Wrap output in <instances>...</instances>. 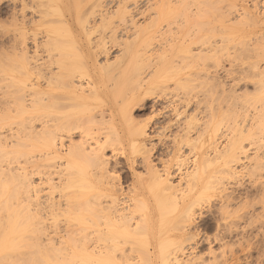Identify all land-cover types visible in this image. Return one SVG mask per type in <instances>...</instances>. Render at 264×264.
<instances>
[{"label": "bare ground", "instance_id": "obj_1", "mask_svg": "<svg viewBox=\"0 0 264 264\" xmlns=\"http://www.w3.org/2000/svg\"><path fill=\"white\" fill-rule=\"evenodd\" d=\"M47 1L9 0L0 264H237L225 240L264 217L262 172L263 215L237 188L242 170L264 171L244 145L264 132V0H55L57 21ZM145 99L158 126L130 113ZM151 130L173 134L174 159L192 142L189 166L156 165ZM121 156L144 171L126 189L111 172ZM212 208L215 233L198 238Z\"/></svg>", "mask_w": 264, "mask_h": 264}, {"label": "rangeland", "instance_id": "obj_2", "mask_svg": "<svg viewBox=\"0 0 264 264\" xmlns=\"http://www.w3.org/2000/svg\"><path fill=\"white\" fill-rule=\"evenodd\" d=\"M34 1H36V0H34ZM43 1H47V0H43ZM49 1H51V3H53V6H52V11H53V13H51V16L52 17H50V18H54L53 20L54 21H57V19H59V16H56V15H60L58 12H57V14H55L56 13V9H58V10H60L61 9V7L62 6H60V4H59V2L57 1V2H55V0L53 1V0H49ZM38 2V1H37ZM40 2V1H39ZM48 2V1H47ZM44 3V2H43ZM57 3V4H56ZM7 4V5H6ZM59 4V5H58ZM62 4V3H61ZM60 7V8H59ZM56 8V9H55ZM29 11V10H28ZM26 14H28L29 15V13L27 12ZM52 14H54V15H52ZM12 15V16H11ZM16 17H18L17 15H16ZM56 17H57V19H56ZM10 18H11V20H10ZM16 18L15 17H13V14H12V11H11V6L9 5V0H0V77L4 74L2 71L3 70H5L7 67H8V63H7V61L8 60H10V58L11 57H13L12 56V52H10V50H9V48H10V46L12 45V35L15 33L14 32V28H15V24H17L16 22L14 23V25H13V21H18L19 19L17 18L16 20H15ZM13 20V21H12ZM259 20H261V21H259ZM258 21H259V23L261 24H257V28H256V31H258V32H261V33H263V35H264V19H260V18H258ZM12 25H13V27H12ZM260 25V26H259ZM13 29V30H12ZM259 29H261L260 31H259ZM11 32H14L13 34H11ZM12 37V38H11ZM11 41H10V40ZM10 42V43H9ZM11 49V48H10ZM12 50V49H11ZM31 51V50H30ZM10 53H11V57L10 58H8L7 57V55H10ZM116 54V52H115V50L113 51V54H112V56L113 55H115ZM8 59V60H7ZM14 59V58H13ZM11 63H15L13 60H10V63L9 64H11ZM2 70V71H1ZM3 77H6V76H2V78L1 79H4ZM1 81V80H0ZM3 81V80H2ZM5 82V81H4ZM6 83V82H5ZM3 82H0V91H1V89H3L2 87H3ZM243 84V83H242ZM227 87L226 88H229L230 87V84H225ZM244 85V84H243ZM241 86V84H239V86H237L236 88H235V91H238V94H239V92L241 93V92H244V91H246V89L245 88H247V91H250L251 90V86H248V85H244L245 86V88H244V86ZM4 88H5V86H4ZM245 89V90H244ZM249 89V90H248ZM145 101V102H144ZM152 101H154V99H145V100H143V103H142V105L141 104H139V105H136L135 107H132L133 109L132 110H130V113L133 115V117L134 118H137V121H141L142 123H144V124H146V123H149L148 121L150 120V123L149 124H147V125H153V124H155L157 121L159 122H162L163 120L162 119H160L159 118V116H156V115H153L154 114V112L157 114V110H159L158 108H160V106H159V104L156 106L157 107V110H156V107L153 109V107H151L152 105H153V102ZM150 103H151V105H150ZM145 104V105H144ZM137 106H139V107H137ZM150 106V107H149ZM140 108V109H139ZM151 109V110H150ZM154 111V112H153ZM152 112H153V114H152ZM186 112H188V113H191V112H193L192 111V107H191V109H190V107L186 110ZM197 113V112H196ZM198 116H201V112H200V115H199V112H198V114H197ZM151 116V117H150ZM153 117H154V119H155V121H154V119H153ZM157 118V120H156V118ZM162 120V121H161ZM145 121V122H144ZM157 122V123H158ZM153 123V124H152ZM157 123L155 124V126H158L157 125ZM161 124V123H160ZM152 131V130H151ZM151 131H149V135H151L150 136V141H149V139H148V141H147V147H151L152 146V144L154 145V146H156L155 148L156 149H154V151H152L151 152V156L153 157L154 155V157L152 158L153 160H155V163H156V165H158L159 166V162H157L158 161V158H159V156L161 155V157H162V159L163 160H165L167 163L169 162L171 165H175L177 162H176V160H178V158L180 157V158H183V159H180V161L182 162V160H183V164L184 165H186V166H189V164L191 163L190 161H191V159H192V157H191V155H189L188 153H190L189 152V150L191 149V147L193 146L192 144V142L190 143L191 145L189 146V145H185L182 149H181V151L182 152H179L180 154H178V158H173L172 157V154H169L168 153V151H167V148H168V146H171V144L169 145V142L172 140V137L171 136H173V134L172 133H170L169 134V132H168V134H167V132H165V134H164V136H162V137H160V138H158L156 135H153V137H152V134H154L153 133V131L151 132ZM226 133H228V132H226ZM172 134V135H171ZM229 134H231V132L229 133ZM262 135H261V138L262 139H260V137H258V136H260V135H258V136H255V138L257 137L258 139H260L261 140V142H262V140L264 139V132L263 133H261ZM154 136H156V137H154ZM263 136V137H262ZM152 138V139H151ZM163 140H162V139ZM169 138V139H168ZM257 138L255 139V140H257ZM158 139H161L162 140V143H158L159 145L160 144H163L164 146H159V145H155V144H157V141H158ZM166 141H167V143H166ZM148 142H149V146H148ZM159 142V141H158ZM261 142H259V144H258V141H255V143L253 142V144H251L252 142H245L244 143V145H245V149H247V154L251 157V154L252 155H254V153H258L259 152V154H263L264 153V146H263V152H261V148H262V145L264 144V142H263V144H261V147L259 146L258 147V145H260V143ZM172 143V142H171ZM218 143L220 144V146H223L224 144H225V138H224V140L223 139H219L218 140ZM256 143L258 144L257 146H255V147H253L254 145H256ZM151 144V145H150ZM168 146H167V145ZM249 144H251V145H249ZM167 147H166V146ZM247 145H248V148H247ZM195 146H197L196 145V143H195ZM194 146V147H195ZM250 146V147H249ZM190 147V148H189ZM256 147H258V148H256ZM253 148V149H252ZM255 148L257 149V151L255 150ZM159 149V150H158ZM164 149H166V150H164ZM157 150V151H156ZM186 150H188V151H186ZM255 150V151H254ZM259 150V151H258ZM161 151V152H160ZM163 151H165V152H163ZM253 151V152H252ZM261 152V153H260ZM161 153H163V155L161 154ZM165 153V154H164ZM182 153V154H181ZM183 154H185L187 157H183V156H185V155H183ZM158 155V156H157ZM167 155V157H164V156H166ZM157 157V158H156ZM161 157L159 158V159H161ZM253 157V156H252ZM185 158V159H184ZM118 159V158H117ZM125 159V158H124ZM123 159V156H121V157H119V162H118V160H117V162H115L114 164H116L115 166H113L112 168H114V169H112V170H114V171H111L112 173L114 172L115 173V171H116V173H115V175L117 174L118 176H116V177H118L120 180H121V183H122V186H123V189L125 188H128L130 185H131V182H132V179H133V177H131L132 176V173H134L133 171H136V174H137V171H138V173L140 172V173H142V172H144L143 170H141V168H140V166H139V164H138V166L136 167L135 166V164H134V166H133V168H135L134 170H133V168H132V170H130L129 169V167H128V165H127V163H126V161ZM187 159V160H186ZM162 160V161H163ZM174 162H173V161ZM188 161V162H187ZM114 164H111V166L112 165H114ZM120 169V170H119ZM249 170H250V172H249ZM252 169H244V170H242V172L240 173V175H239V177H238V180H240V182H237V184H241V185H238V190L240 191V192H247L249 195H250V198H249V201H251L252 202V200H251V196H252V194H253V197H252V199H253V201L254 202H257V201H260V200H258V197L260 196V194H259V196H257V194H258V191L256 190V186H257V184H258V186L260 185V181H261V183L264 181V178H263V181H262V179L260 180V174H261V172H262V174L261 175H263V177H264V171H261V170H259V173H258V171L256 170V171H254V172H256V173H254V172H252L251 171ZM247 171V172H246ZM251 172L252 173H254V174H251ZM113 173V174H114ZM248 174V175H247ZM252 175V176H249V175ZM114 175V176H115ZM139 175V174H138ZM254 175V176H253ZM258 177H260V178H258ZM241 178V179H240ZM237 180V181H238ZM252 180H254V181H252ZM260 180V181H259ZM129 181V182H128ZM252 183H251V182ZM127 182V183H126ZM253 183H255V185L253 184ZM252 184V185H251ZM127 185V186H126ZM240 186V187H239ZM253 188V189H250V188ZM254 189H255V191H257V194H255L256 192L254 191ZM250 191V192H249ZM251 191H252V193H251ZM251 193V194H250ZM255 196H257V198L255 197ZM259 199H260V197H259ZM254 202H252V204L254 203ZM251 204V203H250ZM251 204V205H252ZM255 204V206H253V208H254V212L257 214V212L259 211V210H262V209H260L259 207H261V205L262 204H256V203H254ZM253 204V205H254ZM259 206V207H258ZM257 209H259L258 211H256ZM212 210V213L211 212H207V214H205L204 212H203V215L199 218L198 217V219L196 220V225L199 227L198 228V230H199V236H198V238H201V237H203V236H207V237H212L213 235H214V233H215V229H214V225H213V223H214V211H215V208H212L211 209ZM253 210V209H252ZM260 212V214H262L263 215V211L261 212V211H259ZM259 212H258V214H259ZM209 214V215H208ZM203 216H205V217H203ZM212 216V217H211ZM209 217V218H208ZM259 217H261L260 215H259ZM257 218V219H255V218H253V219H251V221L249 220V221H247V223L249 222V224H242L243 226H244V228H246V229H244V236H242L241 234L240 235H238V236H235V237H233V238H231V240L228 238L227 240H225V241H228L229 242V244L231 245V246H229V247H231V249L234 251V253H237V256L239 257V260H238V262H237V264H264V217L262 218ZM213 220H212V219ZM254 220H256V221H254ZM213 221V222H212ZM250 222H251V225H250ZM254 222H256V223H254ZM213 225V226H212ZM250 225V226H249ZM242 226V227H243ZM246 226H248V227H246ZM248 228V229H247ZM201 236V237H200ZM238 237V238H237ZM251 240H250V239ZM233 239V240H232ZM242 240V241H241ZM233 241V242H232ZM246 241V242H245ZM231 242V243H230ZM240 242V243H239ZM244 242V243H243ZM250 242V243H249ZM228 244V243H227ZM228 244V245H229ZM239 244H240V246H244L245 244L247 245L248 244V246L249 247H251L250 249H249V251H245L244 253H241L240 251H239ZM252 244H254V245H252ZM205 246V245H204ZM204 246L202 245V248H201V246L198 248V253H200V257H202L203 259L206 257V254H204V253H206V250H205V248H204ZM218 244H213V246L212 247H215L214 248V250L216 249L217 250V253H218ZM242 246V247H243ZM226 247H228V246H226ZM248 247V248H249ZM201 249H203V250H201ZM208 260H209V258H208V256L206 257ZM206 260V259H205ZM219 260V259H218ZM220 261V260H219ZM206 262H207V260H206ZM206 262H205V264H206ZM232 264H234V263H232Z\"/></svg>", "mask_w": 264, "mask_h": 264}]
</instances>
